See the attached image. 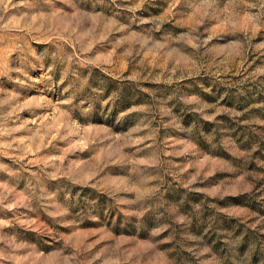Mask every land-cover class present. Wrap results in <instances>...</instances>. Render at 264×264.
Instances as JSON below:
<instances>
[{
	"label": "clouds",
	"instance_id": "9594fccd",
	"mask_svg": "<svg viewBox=\"0 0 264 264\" xmlns=\"http://www.w3.org/2000/svg\"><path fill=\"white\" fill-rule=\"evenodd\" d=\"M0 264H264V0H0Z\"/></svg>",
	"mask_w": 264,
	"mask_h": 264
},
{
	"label": "rangeland",
	"instance_id": "374dc122",
	"mask_svg": "<svg viewBox=\"0 0 264 264\" xmlns=\"http://www.w3.org/2000/svg\"><path fill=\"white\" fill-rule=\"evenodd\" d=\"M97 228H98V226H96V225H87L85 230L86 231H96Z\"/></svg>",
	"mask_w": 264,
	"mask_h": 264
}]
</instances>
